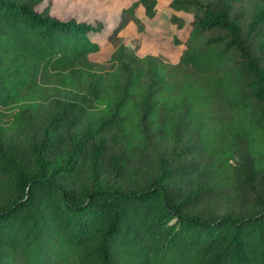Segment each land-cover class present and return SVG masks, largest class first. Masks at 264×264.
<instances>
[{
    "label": "trees",
    "instance_id": "16d2710c",
    "mask_svg": "<svg viewBox=\"0 0 264 264\" xmlns=\"http://www.w3.org/2000/svg\"><path fill=\"white\" fill-rule=\"evenodd\" d=\"M42 2L0 0V264H264V0H168L176 62L117 35L156 0L105 62Z\"/></svg>",
    "mask_w": 264,
    "mask_h": 264
},
{
    "label": "rangeland",
    "instance_id": "374dc122",
    "mask_svg": "<svg viewBox=\"0 0 264 264\" xmlns=\"http://www.w3.org/2000/svg\"><path fill=\"white\" fill-rule=\"evenodd\" d=\"M46 1L50 2V13L58 18L101 22V32L92 36L99 49L91 52L90 58L105 62L114 47L105 34L114 28L121 9L132 0H43L42 3ZM153 8L155 13L149 17L143 6H139L136 10L138 23L130 21L117 35L138 56L158 55L166 61L176 62L188 35L190 15L184 11H173L168 0H156ZM172 14L185 19L186 24L177 26L171 20Z\"/></svg>",
    "mask_w": 264,
    "mask_h": 264
}]
</instances>
